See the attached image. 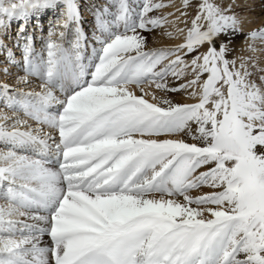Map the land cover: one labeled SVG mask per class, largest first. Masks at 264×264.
Here are the masks:
<instances>
[{
  "label": "snow or ice",
  "instance_id": "1",
  "mask_svg": "<svg viewBox=\"0 0 264 264\" xmlns=\"http://www.w3.org/2000/svg\"><path fill=\"white\" fill-rule=\"evenodd\" d=\"M249 8L0 0V264H264Z\"/></svg>",
  "mask_w": 264,
  "mask_h": 264
},
{
  "label": "rangeland",
  "instance_id": "2",
  "mask_svg": "<svg viewBox=\"0 0 264 264\" xmlns=\"http://www.w3.org/2000/svg\"><path fill=\"white\" fill-rule=\"evenodd\" d=\"M249 1H250V3H249ZM249 1L248 0H237V2L239 4H245V3L250 4V8L247 11L238 9V11H241V15H248L250 17L255 18L254 23L244 25L245 31H247L248 29H250L252 27H256L258 25H261V22L264 21V13H260V14L257 13L258 7L260 6L261 2H263L264 0H252V2H251V0H249ZM164 2H167V0H164ZM172 2L175 4L176 7H179L181 0H172ZM161 11L162 12H171V11H173V9L166 7L164 9H162ZM50 19H52V14L48 13L47 16H45L43 21H42L44 26H45V35L47 32L48 21ZM171 19L172 18L169 17V20H171ZM169 30H171L170 26H169ZM146 35H148V37H149L148 43H149L150 47L168 46V45H172V44H176V43L180 42L179 39L169 38L168 36H166L164 34L163 30L156 31L153 33H146ZM232 47H234V49H235V51L232 53V55H234L236 57L252 55V53H250L246 50V46H245L243 36L236 39L234 41ZM257 47L258 48L261 47L259 45V43L257 44ZM237 48L239 49V51H237L238 50ZM255 55L257 57H259L258 64L261 67H264V51H258L257 53H255ZM3 66L4 65H3V61H2V55H0V68H2ZM0 79H3L2 72H0ZM175 98L176 99H182V98H184V96L181 93L180 95L176 96ZM189 102H191V101H189Z\"/></svg>",
  "mask_w": 264,
  "mask_h": 264
},
{
  "label": "bare ground",
  "instance_id": "3",
  "mask_svg": "<svg viewBox=\"0 0 264 264\" xmlns=\"http://www.w3.org/2000/svg\"><path fill=\"white\" fill-rule=\"evenodd\" d=\"M249 1V0H248ZM82 2H83V0H82ZM251 2H252V0H251ZM254 2V1H253ZM249 3H250V1H249ZM250 5V4H249ZM259 11V12H258ZM257 13H264V1L263 2H261V4H260V6L258 7V9H257ZM249 26V25H248ZM238 49V48H237ZM237 51H239V49L237 50ZM147 90V89H146Z\"/></svg>",
  "mask_w": 264,
  "mask_h": 264
}]
</instances>
